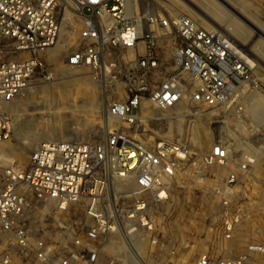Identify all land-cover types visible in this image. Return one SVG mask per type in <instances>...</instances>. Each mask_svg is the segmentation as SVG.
I'll return each instance as SVG.
<instances>
[{
	"label": "built area",
	"instance_id": "built-area-1",
	"mask_svg": "<svg viewBox=\"0 0 264 264\" xmlns=\"http://www.w3.org/2000/svg\"><path fill=\"white\" fill-rule=\"evenodd\" d=\"M62 4H73L81 19L77 41L64 54L62 66L88 68L105 88L121 89L120 97L106 107L107 116L117 124L98 141H43L31 152L27 167L4 166L0 233L8 249L19 257L33 256L39 264H119L114 255L100 262V239L137 228L152 233L155 225L149 205L169 198L179 167L195 155L165 138L147 145L141 139L148 131L143 125L144 105L160 110L181 103L234 107L238 101L251 103L260 81L251 57L230 37L176 12L170 0H0V142L13 128L11 105L16 97L34 76H52L47 59L59 41ZM251 131L253 141L264 139V127ZM245 146L255 147L249 142ZM231 148L218 139L196 158L198 166L226 167L223 182L215 189L223 207L222 243L232 238L240 218L230 209L228 197L264 157L247 153L229 166ZM116 179L131 185L126 193L128 209L120 210L117 201L99 208L101 197ZM80 202L87 205L90 225L77 231L61 226L53 239L43 238L41 223L34 228V208L39 211L53 203L55 213H63ZM125 239L126 258L131 264H142L134 241ZM253 254L263 255L264 244L251 241L237 254L205 250L195 264H250ZM9 262L5 250L0 264Z\"/></svg>",
	"mask_w": 264,
	"mask_h": 264
},
{
	"label": "rangeland",
	"instance_id": "rangeland-1",
	"mask_svg": "<svg viewBox=\"0 0 264 264\" xmlns=\"http://www.w3.org/2000/svg\"><path fill=\"white\" fill-rule=\"evenodd\" d=\"M170 1L176 12L211 27L198 15L204 13L218 25L219 31L238 43L250 57L263 61V65L255 64L260 91L255 93L251 103L238 101L234 107L219 109L188 103L165 110L151 104L142 108L143 125L148 131L141 139L147 145L165 138L181 143L195 154L176 172L169 198L149 205L155 230L152 233L141 230L139 237H129L134 241L142 264H167L169 261L195 264L198 255L205 250L237 254L251 241L264 244V139L255 142L251 136V130L264 127V0ZM237 12L250 25L239 18ZM61 13L59 41L47 59L52 76H34L13 101V128L9 137L0 142V170L8 164L27 167L31 152L45 138L98 141L117 124L107 116L106 107L111 99L120 97L119 90L105 88L88 68L62 66L64 54L77 41L81 19L73 4H62ZM126 54L131 55V51ZM239 104L241 110L237 109ZM31 137H36L34 143ZM218 139L232 147L233 160L229 166H234L233 162L247 153L263 157L258 161L257 170L244 176L228 197L230 209L240 218L232 238L223 243L219 242L223 207L215 189L222 184L226 167H203L196 163L197 156ZM247 142L254 143L253 150L245 146ZM259 145L263 148H257ZM130 188L131 185L119 179L112 180L98 207L105 209L108 202L116 200L120 210H127L130 198L126 193ZM86 207L85 202H80L70 205L66 212L55 213L54 204L50 203L39 207V211L34 208L31 220L34 228L42 224L44 239H53L61 226H72L71 230L77 231L81 226L90 225L92 219L85 212ZM37 213L38 218H34ZM116 238L108 234L100 239V262L114 255L119 264H131L124 252L119 254L114 250ZM138 240H142V245ZM5 250L10 255L8 264H39L33 256L19 257L18 252L8 249L0 233V255ZM250 264H264V254H253Z\"/></svg>",
	"mask_w": 264,
	"mask_h": 264
},
{
	"label": "bare ground",
	"instance_id": "bare-ground-1",
	"mask_svg": "<svg viewBox=\"0 0 264 264\" xmlns=\"http://www.w3.org/2000/svg\"><path fill=\"white\" fill-rule=\"evenodd\" d=\"M198 15L202 18V20H204V21H206L210 26H211V28H214V29H217L218 30V25L216 24V23H213L212 22V20L210 19V18H208V17H206V15L204 14V13H198ZM219 31V30H218ZM234 41V40H233ZM235 42V41H234ZM236 43V42H235ZM237 45H238V43H236ZM239 46V45H238ZM241 46H243V45H241ZM240 47V46H239ZM241 49L244 51V52H246L242 47H241ZM248 51V50H247ZM246 54H247V52H246ZM248 55V54H247ZM249 56V55H248ZM250 57V56H249ZM251 60H252V62L254 63V65L255 64H259V65H263V61H261V60H259V59H254L253 57H251ZM118 94H121L122 92H121V89H119L118 88ZM260 96V95H259ZM258 96V97H259ZM146 104H149V103H146ZM45 140H49V138H45L43 141H45ZM61 140V139H60ZM30 141L31 142H35L36 141V137H31L30 138ZM30 142V143H31ZM29 144V143H28ZM111 203L113 202V203H116V200H114V201H110ZM128 227V226H127ZM128 232L129 233H125V235H118V234H113L112 236H116L117 238H116V240H114V245H113V248H114V250L115 251H119V254H120V251H122V252H125L126 251V249L129 247V245H128V243L126 242V239H125V236H129V237H131V236H137V237H139L138 235H139V229L137 228L135 231H132L131 232V230H128ZM146 241L144 240L143 241V244L145 243ZM138 243H140L141 245H142V240L140 241V240H138ZM120 256V255H119ZM125 259V258H124Z\"/></svg>",
	"mask_w": 264,
	"mask_h": 264
},
{
	"label": "water",
	"instance_id": "water-1",
	"mask_svg": "<svg viewBox=\"0 0 264 264\" xmlns=\"http://www.w3.org/2000/svg\"><path fill=\"white\" fill-rule=\"evenodd\" d=\"M237 14V16L239 17V18H241L243 21H245L248 25H250V22L248 23V21L246 20V19H244V17H242L238 12L236 13Z\"/></svg>",
	"mask_w": 264,
	"mask_h": 264
}]
</instances>
